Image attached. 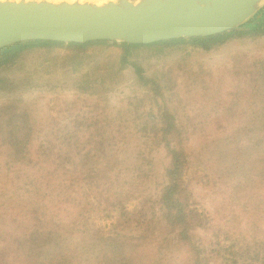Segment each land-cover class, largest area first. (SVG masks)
Wrapping results in <instances>:
<instances>
[{
	"label": "trees",
	"instance_id": "1",
	"mask_svg": "<svg viewBox=\"0 0 264 264\" xmlns=\"http://www.w3.org/2000/svg\"><path fill=\"white\" fill-rule=\"evenodd\" d=\"M262 24L160 44H186L211 51L235 38L264 34ZM141 47L109 41L68 45L34 41L7 47L0 56L8 60L33 48L49 52L67 49L71 59L102 52L99 67L108 74L116 67L117 57L105 53L106 48L123 49L119 65L125 66L131 51ZM232 63L237 90L233 98L238 102L245 98L253 111L247 117V111L234 108L239 104H232L230 110L222 106L223 117L241 112L248 120L242 128L223 132L227 138L237 139L243 151L252 152L253 163L264 176V58L249 60L237 55ZM137 70L139 79L157 97L164 94L160 84ZM208 74L213 77L212 71ZM65 106L74 112L78 102ZM96 109L100 110L99 106ZM32 113V109L13 103L0 106V264H173L178 257L183 264H222L231 259L232 264H264V227L260 224L264 217L252 220L243 228L246 233L240 230L235 238L230 231L214 230L215 241L209 246L198 239L195 231L209 230L212 215L183 197L191 167L185 147L188 130L177 123L169 107L159 109V128L140 131L117 125L119 118L105 112L90 114L94 116L90 124L76 116L70 126L55 120L49 129H37L40 122ZM135 132L141 134L139 139L162 146L168 159L159 193L151 198L149 207H141L139 198L124 195L128 183L118 170L121 149L116 148L130 146ZM243 139L255 143L248 146ZM143 160L154 166L153 161ZM95 217L105 225L98 223L92 229Z\"/></svg>",
	"mask_w": 264,
	"mask_h": 264
},
{
	"label": "rangeland",
	"instance_id": "2",
	"mask_svg": "<svg viewBox=\"0 0 264 264\" xmlns=\"http://www.w3.org/2000/svg\"><path fill=\"white\" fill-rule=\"evenodd\" d=\"M256 20L264 24V14ZM110 48L104 52L113 53L117 65L108 74L99 67L102 52L71 59L67 49L49 52L33 48L8 60L0 56V106L13 103L19 108L32 109L33 117L40 122L35 126L37 129L42 126L49 129L55 120L62 126H70L76 116L90 124L94 117L90 114L100 116L105 112L119 118L117 125L134 131L159 128V109L169 107L177 123L188 130L185 147L191 167L183 197L212 215L209 230L198 229L195 234L208 246L210 241H215L214 230L230 231L234 238L240 230L245 234L247 230L243 228L247 229L252 220L264 217V176L254 165L256 158L252 152L243 151L237 139L227 138L223 131L244 127L251 116L248 113L253 110L246 99L238 102L233 98L237 90L232 82V61L237 55H245L249 60L264 58V34L235 38L211 51L186 44L142 47L131 51L125 66L119 65L123 49ZM137 68L141 69V75L160 84L164 94L157 97L145 86ZM208 71H212L213 77ZM75 102L77 109L69 112L65 105ZM235 103L239 104L234 107L236 111H247V117L240 115L241 112H235L234 117L232 114L223 117L221 107L228 106L230 110ZM139 138L141 134L135 132L130 146L116 148L121 149L118 170L128 183L124 195L139 198L141 207H149L151 198L159 193L168 159L162 146ZM243 141L248 146L255 143ZM144 158L153 161L154 166L150 167ZM98 223L105 225L104 220L95 217L91 220L92 229ZM260 224L264 227V220ZM178 259L181 258L174 259L173 264H183ZM232 262V259L221 261Z\"/></svg>",
	"mask_w": 264,
	"mask_h": 264
},
{
	"label": "water",
	"instance_id": "3",
	"mask_svg": "<svg viewBox=\"0 0 264 264\" xmlns=\"http://www.w3.org/2000/svg\"><path fill=\"white\" fill-rule=\"evenodd\" d=\"M262 14L264 0L0 1V50L34 41L152 45L206 38Z\"/></svg>",
	"mask_w": 264,
	"mask_h": 264
},
{
	"label": "bare ground",
	"instance_id": "4",
	"mask_svg": "<svg viewBox=\"0 0 264 264\" xmlns=\"http://www.w3.org/2000/svg\"><path fill=\"white\" fill-rule=\"evenodd\" d=\"M0 1H9V0H0ZM11 1H30V0H11ZM52 1H58V0H52Z\"/></svg>",
	"mask_w": 264,
	"mask_h": 264
},
{
	"label": "flooded vegetation",
	"instance_id": "5",
	"mask_svg": "<svg viewBox=\"0 0 264 264\" xmlns=\"http://www.w3.org/2000/svg\"><path fill=\"white\" fill-rule=\"evenodd\" d=\"M168 42V41H167ZM161 43H163V42H161ZM152 45H162V44H160V43H156V44H152ZM166 45V44H165ZM140 46H144V47H148L149 45H140ZM142 48V47H141ZM1 51V50H0Z\"/></svg>",
	"mask_w": 264,
	"mask_h": 264
}]
</instances>
